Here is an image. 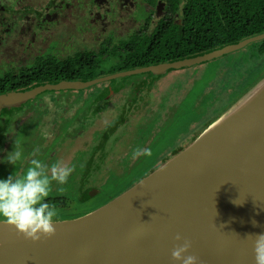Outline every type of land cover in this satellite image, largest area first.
I'll return each instance as SVG.
<instances>
[{
	"label": "rangeland",
	"instance_id": "374dc122",
	"mask_svg": "<svg viewBox=\"0 0 264 264\" xmlns=\"http://www.w3.org/2000/svg\"><path fill=\"white\" fill-rule=\"evenodd\" d=\"M48 1L29 0V8L37 14ZM82 1L85 0H69L66 3L72 9L81 6L86 8L84 4L75 5ZM113 2L118 3L116 0ZM18 4L17 0H0V7L3 8H0V74L19 65L30 68L38 58L62 60L79 50H92L99 54L101 41L107 38L104 44L110 41L111 46L120 43V40L125 41L128 35L123 39L119 36L125 29L131 28V23H128L131 14L123 16L116 8L118 4L113 8V20H110L106 29L100 25L90 27L87 9L82 13L61 12L50 28L42 29L38 15L24 11L26 5L21 6L19 15H13L11 10H16ZM30 13L33 15L32 28L36 29H28L30 22L27 17ZM132 16L137 24L145 23L149 18L142 7L134 11ZM121 17L126 19L121 21ZM14 20L19 21L16 26L6 29ZM255 54V47H250L207 65L170 71L155 77L149 74L134 75L100 83L87 90L41 94L23 109V113L20 112L22 116L27 111L30 113V117L21 124H18L22 118L20 114L0 120V161L6 157L8 152L5 151L11 143L13 145L9 152L14 150L16 144L23 154L17 167L0 162V179L15 173L20 176L33 159L40 160L50 169L57 161L78 168L84 163L82 159L92 158L88 169L91 174L78 178L86 183L87 176L90 179L97 168L100 170L86 187L96 183L103 187L112 172L117 174V179L118 176L124 178L121 173L127 171V165H134L140 154L146 159L145 169L154 171L192 144L212 121L232 109L233 92H237L242 84L241 75L246 78L249 72L261 66L262 59L250 60V55ZM245 59L250 62L245 63ZM123 67L119 57L111 56L100 64L94 74L108 77L118 74ZM31 107L35 109L30 110ZM103 108L106 113H101ZM112 125L113 135H108L107 140L100 145L101 135L110 130ZM79 134L78 142L69 141L61 146L65 139L78 138ZM86 140L92 146L91 157L90 153L85 156L86 152L82 151L83 141ZM136 150H140V153L133 158ZM80 153L83 155L79 156ZM71 162L73 165H70ZM113 179L117 181L115 175ZM109 189H95L98 192L85 205H81V194L73 192L76 194L73 196L68 188L57 194H51L50 191L48 202L58 210L57 222L77 219L116 198L118 191L112 189L107 192ZM54 197L58 199L52 200Z\"/></svg>",
	"mask_w": 264,
	"mask_h": 264
},
{
	"label": "water",
	"instance_id": "95a60500",
	"mask_svg": "<svg viewBox=\"0 0 264 264\" xmlns=\"http://www.w3.org/2000/svg\"><path fill=\"white\" fill-rule=\"evenodd\" d=\"M263 41L264 33L176 63L9 93L0 96V114L46 92L194 68ZM57 223L54 235L34 242L0 222V264H182L171 253L184 241L199 264H255V236L248 235L264 233V80L138 183L85 216Z\"/></svg>",
	"mask_w": 264,
	"mask_h": 264
},
{
	"label": "trees",
	"instance_id": "16d2710c",
	"mask_svg": "<svg viewBox=\"0 0 264 264\" xmlns=\"http://www.w3.org/2000/svg\"><path fill=\"white\" fill-rule=\"evenodd\" d=\"M164 1L167 3L164 17L154 21L150 14L143 27L127 33V40L113 46L110 44L101 47L99 54L92 50H79L73 56L62 60L53 57L38 58L31 68L19 65L3 72L0 74V96L63 81L90 82L103 76L95 75V70H98L100 64L111 56L119 57L124 65L118 71L120 73L214 53L264 33V0ZM153 2L154 0H150L149 3ZM250 47H255L256 52L255 55H250V60L262 59L261 66L256 71L249 72L246 78L241 75L242 84H239L237 92H233L234 97L230 106H233L232 109L263 81L264 41L254 43L247 48ZM246 59L245 63H249L250 60ZM228 112L212 121L205 127L203 133ZM141 156L139 168H135L139 171L129 175L131 184H125V188H122L124 182L122 178L119 177L116 181L119 187L118 195L152 171L145 169L146 159ZM89 199V193H85L82 200Z\"/></svg>",
	"mask_w": 264,
	"mask_h": 264
},
{
	"label": "clouds",
	"instance_id": "9594fccd",
	"mask_svg": "<svg viewBox=\"0 0 264 264\" xmlns=\"http://www.w3.org/2000/svg\"><path fill=\"white\" fill-rule=\"evenodd\" d=\"M140 150L133 153V158ZM147 153V150H144ZM23 154L19 145L8 152L3 161L17 167ZM74 168L66 166L62 161L51 165L50 169L40 160L33 159L23 174L10 175L0 179V222L13 226L25 238L37 242L42 236H52L56 232L54 225L58 224V210L48 202L52 182L59 185L67 183ZM238 203V202H236ZM256 222L253 221V224ZM255 236V264H264V233L249 234ZM178 240L183 239L177 236ZM191 243L184 241L172 253L173 261L182 264H199V258L189 254Z\"/></svg>",
	"mask_w": 264,
	"mask_h": 264
},
{
	"label": "flooded vegetation",
	"instance_id": "af4514ba",
	"mask_svg": "<svg viewBox=\"0 0 264 264\" xmlns=\"http://www.w3.org/2000/svg\"><path fill=\"white\" fill-rule=\"evenodd\" d=\"M18 1H19V4H18V6L15 7L17 9L16 10H11L12 13H13V15H16L17 16V15L20 14V10H21L20 8H21L22 5H26V7H25L26 10H24L25 12H27V13L32 12L34 15L36 14V12H34V9H32L31 7L29 8V0H25L24 2H20V0H17V2ZM68 1L69 0H49L47 2L46 6L42 8L41 12L40 11H39V13L37 12L36 16L38 15V18H40V22L41 23H39V24L42 25V27H41L42 29L44 27L46 29L50 28L51 23L52 22H55L57 20V17H58L57 14H60L61 12H67L68 11V12H71V13H82L86 9H87L86 10V13H88L87 16L90 18V27L91 26H95V28H96L97 25L98 26L100 25L103 29H106L107 27H109L110 20L112 19V15L114 14L113 8L116 6V4H118L116 6V8H117L118 11L122 12V15L123 16L124 15H128V14H131V20L128 21V23H131V28L125 29L126 33L124 31L119 36V37H122V39H123L125 36H127V33L129 31L135 30L136 29V26H137V29H138V28H141V27H143L145 25V23H142V24H139L138 23L137 24L136 21H134V18H133L134 16H132V14H134V11H136L138 8H141V7L142 8H145L146 9V16L152 14V17L154 18V21L155 20H159L162 17H164L166 15V8H167V3L164 0H154V2L152 3L153 5L151 3H149L150 0H116V2H118L116 4L113 2L114 0H85V1H82V2H78L75 5H77V4L83 5L84 4V5H86L85 6L86 8H84L83 6H81V7H76L74 9L71 8V5L70 4H67L66 3ZM91 2H92V4H91ZM1 9H3V8H1ZM8 9L9 8H6V10H8ZM29 15L30 16L27 17V21L30 22V26L28 27V29L30 27H31V29H36L35 27L32 28V25H34L33 22H32V20H31V18L33 17V15H31V13ZM124 19H126V17H121L120 20L123 21ZM14 21H12V23L7 27V29L8 28L10 29V28L15 27L16 26V22H19L18 20H16L15 22ZM106 40H107V38L105 40L101 41L100 47L109 46L111 44L110 41L107 44H104L106 42ZM120 42H122V41L120 40ZM23 62H25V61H23ZM31 67H33V66H31ZM21 91H23V90H21ZM18 92H20V91H18ZM11 93H14V92H11ZM32 101H29L28 103H26L25 105H23L22 107L17 108V109L4 110L0 114V120L3 119V118H6V117L7 118H11L13 116H16V114H20V112L23 113V109L25 107H27L28 105L30 106V102H32ZM33 109H35V108H33V107L30 108V110H33ZM92 110H91V112H92ZM102 112L103 113H106L107 111L104 110V108H103V109H101V113ZM20 115L22 116V114H20ZM27 117H30L29 111H27L24 114V116H22V118L18 121V124H21ZM4 120L5 119H3V121ZM13 121H14V119H13ZM121 123H123V122H121ZM43 125H44V123H43ZM114 125L111 126V129L110 130H108V131L106 130L105 133L101 135L100 145H102L107 140L108 135H110V134H111V136L113 135ZM85 131H87V130H84V132ZM51 134H53V133H51ZM1 138H2V136H1ZM74 139L75 140L77 139V140L76 141H73ZM79 139H80V134H79L78 138L65 139L64 140V143L61 144V146H64L65 143L66 142H69V141H72V142H75L76 143V142H78ZM62 142L63 141H61L60 143H62ZM83 143L84 144L82 146L83 147L82 151L83 152H86L84 154L86 156L87 153H90L91 152L92 146L90 145V143H89L88 140L83 141ZM12 145H13V143H11L7 147L8 150L5 151L6 153L9 152V150L11 149V146ZM100 147H99V149H100ZM79 152H81V151H79ZM78 155L81 156V155H83V153H80ZM77 156L75 157V160L77 159ZM140 156H141V154H140ZM89 157H91V153L89 154ZM91 159L92 158H89V159H86V160H83L82 159V162H84V163H82L78 168H74V171L68 177L67 183H65L63 185H59L55 181H53L52 182V185H51L52 186L51 194L53 192H55L56 194L57 193H60V191H64V189L67 190V188H68V190L71 191L69 193H71L73 196H76V194L73 193V192H79L81 194L79 198L82 200L84 198V194L85 193H89L90 199L87 200V201H83L82 200V202H81V205H85V204H88V203H90L92 201L91 200L92 197L94 196L95 193L98 192V191L95 190L97 188H99V189L101 188V190H103V189H107L108 187H110L109 191H107V192H110L112 189H114V191L115 190L116 191L119 190V187L117 185V182H114V180H112V178H114L112 176H114V175L117 176V174H115V172H112L111 173L112 174L111 178H109L107 180L106 184L103 187L98 186L97 183L94 186H90V187L88 186V187H86V185L89 184V182L91 183L93 181L92 178H93V176H95V174L97 173V171L100 170V168L99 169L97 168V171L95 172V174H93L92 178L88 179V176L91 174L90 173V170H88L89 167L92 164L91 163ZM141 160H142V156L139 157V160L138 161H135V164L134 165L128 166L126 164L127 167H128L127 168V171H123L121 173V175L125 176L124 178L121 179L122 181H124L123 184H122V188H125L126 185H130L131 184L132 181H131L129 175L135 174L136 172L139 171V169L135 170V168H139V165L138 164H140V161ZM70 165H73V162H71ZM23 171L21 172V175L23 174ZM85 174H88V176H87V182L86 183L85 182H81L83 179L78 178L80 176H84L85 177ZM119 177L120 176H118V178ZM74 183H77V185H74ZM91 193H93V195ZM57 199H58V197L52 198V200H57ZM111 200H109V201H111Z\"/></svg>",
	"mask_w": 264,
	"mask_h": 264
},
{
	"label": "bare ground",
	"instance_id": "6f19581e",
	"mask_svg": "<svg viewBox=\"0 0 264 264\" xmlns=\"http://www.w3.org/2000/svg\"><path fill=\"white\" fill-rule=\"evenodd\" d=\"M184 209V208H183ZM181 211V210H180ZM184 214V213H183ZM185 215V214H184Z\"/></svg>",
	"mask_w": 264,
	"mask_h": 264
}]
</instances>
